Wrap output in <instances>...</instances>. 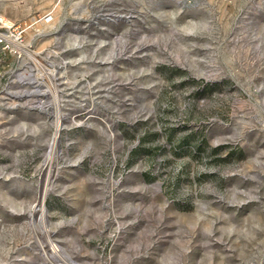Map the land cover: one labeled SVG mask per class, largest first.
<instances>
[{
    "label": "rangeland",
    "instance_id": "obj_1",
    "mask_svg": "<svg viewBox=\"0 0 264 264\" xmlns=\"http://www.w3.org/2000/svg\"><path fill=\"white\" fill-rule=\"evenodd\" d=\"M0 14V264H264V0Z\"/></svg>",
    "mask_w": 264,
    "mask_h": 264
},
{
    "label": "built area",
    "instance_id": "obj_2",
    "mask_svg": "<svg viewBox=\"0 0 264 264\" xmlns=\"http://www.w3.org/2000/svg\"><path fill=\"white\" fill-rule=\"evenodd\" d=\"M51 13H45L40 21L52 20ZM26 27L16 26L11 20L0 14V51L20 55L24 52V33ZM1 74V70H0Z\"/></svg>",
    "mask_w": 264,
    "mask_h": 264
},
{
    "label": "bare ground",
    "instance_id": "obj_3",
    "mask_svg": "<svg viewBox=\"0 0 264 264\" xmlns=\"http://www.w3.org/2000/svg\"><path fill=\"white\" fill-rule=\"evenodd\" d=\"M52 19H53V16H52ZM43 22H45V23H49V22H46V21H43ZM57 124V123H56ZM57 128H58V125L56 126V131H55V134L57 133ZM53 143H54V141L52 142V145H53ZM52 148V147H51ZM74 264V263H73Z\"/></svg>",
    "mask_w": 264,
    "mask_h": 264
}]
</instances>
